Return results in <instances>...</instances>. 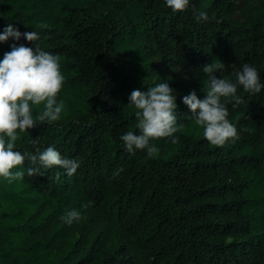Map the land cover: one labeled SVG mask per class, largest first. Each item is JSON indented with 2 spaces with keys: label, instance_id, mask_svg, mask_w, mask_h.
<instances>
[{
  "label": "trees",
  "instance_id": "1",
  "mask_svg": "<svg viewBox=\"0 0 264 264\" xmlns=\"http://www.w3.org/2000/svg\"><path fill=\"white\" fill-rule=\"evenodd\" d=\"M240 5L191 0L174 13L164 0H0V31H37L65 76L61 118L20 133L17 148L37 137L81 160L72 176L59 166L28 176L25 161L24 179L0 178V264H264V90L238 89L245 102L228 104V119L239 136L222 146L181 101L206 95L209 63L229 80L252 64L264 79V0L235 27L227 15ZM20 43L35 49L9 38L0 57ZM164 80L176 93L175 138L151 139V155L126 152L120 134L139 132L129 94ZM72 208L81 218L68 225L60 217Z\"/></svg>",
  "mask_w": 264,
  "mask_h": 264
},
{
  "label": "clouds",
  "instance_id": "2",
  "mask_svg": "<svg viewBox=\"0 0 264 264\" xmlns=\"http://www.w3.org/2000/svg\"><path fill=\"white\" fill-rule=\"evenodd\" d=\"M191 0H164L172 12L184 11ZM198 21H207L208 13H194ZM35 42V49L23 43L13 44L11 50L0 57V178L9 183L20 181L25 171L17 168L25 161L28 176L42 175L44 170L59 166L67 176H72L81 166L77 157L63 155L54 145L42 147L39 139L32 138V149L21 151L17 148L20 133L34 128L40 122H54L61 118L63 101L58 100L65 80L60 70L59 57L42 47L37 46V31L21 32L19 27L8 23L0 31V42L12 38L20 41L21 37ZM224 67L223 63L213 66L206 64L202 71L208 74L206 95L201 99L192 90L181 97V101L192 112L195 123L203 128V137L212 145L222 146L234 141L239 133L237 126L228 119L229 107L236 108L245 102L238 94V89L249 95L264 90V79L258 69L245 63L235 70V78L229 80L215 73ZM222 98H229L223 100ZM129 101L134 105V116L137 121L135 131L120 134L123 149L131 154L136 150H146L149 155L158 151L151 144L153 138L174 137L178 130L176 93L164 80L147 88V91L134 89L129 94ZM42 105V110L35 111ZM17 170L12 171V169ZM123 169H117L113 175H119ZM59 175L57 176V179ZM81 212L75 208L67 209L60 219L71 225L79 221Z\"/></svg>",
  "mask_w": 264,
  "mask_h": 264
},
{
  "label": "rangeland",
  "instance_id": "3",
  "mask_svg": "<svg viewBox=\"0 0 264 264\" xmlns=\"http://www.w3.org/2000/svg\"><path fill=\"white\" fill-rule=\"evenodd\" d=\"M241 5L236 7L227 15V19L232 26H247L252 14L256 11L259 0H240Z\"/></svg>",
  "mask_w": 264,
  "mask_h": 264
}]
</instances>
